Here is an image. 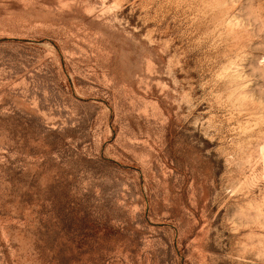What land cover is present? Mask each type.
Returning <instances> with one entry per match:
<instances>
[{"label": "rangeland", "instance_id": "374dc122", "mask_svg": "<svg viewBox=\"0 0 264 264\" xmlns=\"http://www.w3.org/2000/svg\"><path fill=\"white\" fill-rule=\"evenodd\" d=\"M0 264H264V0H0Z\"/></svg>", "mask_w": 264, "mask_h": 264}]
</instances>
